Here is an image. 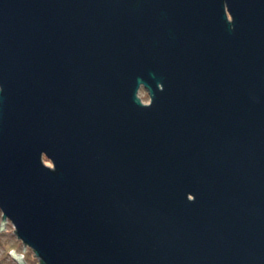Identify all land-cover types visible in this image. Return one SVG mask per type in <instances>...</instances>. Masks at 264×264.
Returning a JSON list of instances; mask_svg holds the SVG:
<instances>
[{
  "label": "water",
  "instance_id": "1",
  "mask_svg": "<svg viewBox=\"0 0 264 264\" xmlns=\"http://www.w3.org/2000/svg\"><path fill=\"white\" fill-rule=\"evenodd\" d=\"M0 209L38 264H264V0H0Z\"/></svg>",
  "mask_w": 264,
  "mask_h": 264
},
{
  "label": "rangeland",
  "instance_id": "2",
  "mask_svg": "<svg viewBox=\"0 0 264 264\" xmlns=\"http://www.w3.org/2000/svg\"><path fill=\"white\" fill-rule=\"evenodd\" d=\"M138 95L142 102H149V96L145 89L139 88ZM45 163L50 165L49 159L43 156ZM2 211L0 209V221H1ZM14 226L10 219H6L4 224V229L0 230V264H18L16 259L11 255L9 250L14 249L15 253H21L22 258L27 264H38L39 259L37 256L33 255L34 252L29 245L25 244V250L23 249L24 243L20 238L17 237ZM33 253V254H32Z\"/></svg>",
  "mask_w": 264,
  "mask_h": 264
},
{
  "label": "flooded vegetation",
  "instance_id": "3",
  "mask_svg": "<svg viewBox=\"0 0 264 264\" xmlns=\"http://www.w3.org/2000/svg\"><path fill=\"white\" fill-rule=\"evenodd\" d=\"M228 19H231L230 15L228 14Z\"/></svg>",
  "mask_w": 264,
  "mask_h": 264
}]
</instances>
